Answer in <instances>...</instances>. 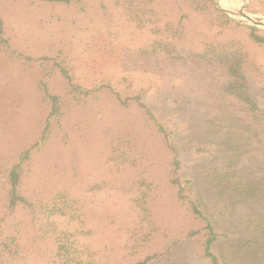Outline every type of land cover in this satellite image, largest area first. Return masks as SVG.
<instances>
[{"label": "rangeland", "instance_id": "rangeland-1", "mask_svg": "<svg viewBox=\"0 0 264 264\" xmlns=\"http://www.w3.org/2000/svg\"><path fill=\"white\" fill-rule=\"evenodd\" d=\"M99 1L0 0L5 27L0 37V218L6 171L41 136L49 117V138L35 153L27 187L56 209L51 216L55 238L67 237L86 257L105 264L142 258L179 242L174 252L182 258L172 257L168 264H203L207 223L193 215L189 199L180 198V187L172 183L174 155L143 101L171 130H176L174 117L189 124L182 145L195 150L185 153L181 181L193 175V196L206 200L216 229L227 234L228 264H264V123H252L236 95H220L221 87L233 81L227 66H213L201 78L195 64L176 60L183 43L166 49L156 44L169 41L164 21L139 24L127 9L104 10ZM220 4L236 8L243 2ZM249 5L250 0L248 12L264 18V11ZM206 22L205 33L212 37L220 28ZM44 85L59 97V117L50 118ZM222 106L227 117L217 108ZM233 120L245 129L229 135ZM202 131L213 141L209 144L221 136L243 139L237 152L245 150L236 153L234 163L219 151L213 159L210 147L192 148L191 137ZM73 166L86 182L79 176L74 183ZM191 232L197 234L190 237Z\"/></svg>", "mask_w": 264, "mask_h": 264}, {"label": "trees", "instance_id": "trees-1", "mask_svg": "<svg viewBox=\"0 0 264 264\" xmlns=\"http://www.w3.org/2000/svg\"><path fill=\"white\" fill-rule=\"evenodd\" d=\"M38 1L52 5H69L84 0ZM99 5L104 10L110 6L127 9L139 24L164 21V33L167 34L166 37L169 41L165 43L156 42V44L159 48L166 49L169 46L183 43L178 48L180 52L177 53L176 60L182 59L185 62L195 64L199 69L198 75L201 78L208 75L213 66H227L233 81H227V84L221 87L220 95H236L238 101L246 104L249 114L252 115V123H264V29L248 26L230 18L224 11L216 7L213 0H100ZM249 7L254 11H264V0H250ZM207 19H210L211 23L220 28L212 37L207 36L205 33ZM4 33V21L0 18L1 38H3ZM200 47L202 50L198 51ZM194 57L198 60L191 59ZM75 87L79 88V86ZM44 90L51 100L50 118L53 115L59 117L61 114L59 97L49 92L46 85H44ZM86 93L89 92L86 91ZM136 99L139 100L140 98L136 97ZM140 105L146 109L147 114L154 120L158 130L167 138L169 149L174 155V165L176 166L174 173H177V178L172 179V183L180 187V198H188L193 215L207 223V238L203 245L204 249L201 257L204 261L203 264H228V258L224 253L225 249H223L227 241L225 239H228L227 234L216 229V221L211 214H208L207 208L209 205L206 200L202 196L199 198L193 196V185H197L193 175L190 173L184 177V181H181L183 175L186 174L185 168L182 167L186 163L184 161L186 158L185 153L188 150H195L182 145L188 140V137L184 135V131L189 132V124L180 117H174L175 125L173 127L176 130H171L166 127L167 118H162L166 121L163 122L160 120L161 116L154 115L150 103L147 104L142 101ZM215 105L213 103L211 106L215 107ZM217 108L223 116L227 117L225 106ZM171 112L176 114V110ZM231 124V129L230 126H227L229 135L231 134L230 131L239 132L244 128L238 125V121H230ZM50 126L51 122L48 117L41 136L23 150L18 159L6 171V179H4L5 209H3V216L0 218V264H105L100 263L101 261H97L93 257H86L82 251H78L73 247L67 237L59 235L58 238H55L54 232H56V229L51 222V216L56 209L45 204L44 201L46 200L43 197L35 196L27 187V183L31 178L30 173L33 172L35 153L42 150L48 140ZM252 130L249 125L247 131ZM205 134L206 131H202L197 135H193L190 142L193 143L192 148L204 146V151H207V147H210L213 159L217 158L219 151L223 155L230 156V162L234 163L238 156L236 153L245 150L242 147L237 152L239 142L243 139H235L231 136L223 138L221 136L215 144H209L208 141L210 140L207 139ZM228 149L232 154L228 153ZM218 158L220 157L218 156ZM75 168V166L71 168L72 176H77L76 178L80 176L86 182L81 177V173L76 171ZM64 172L66 175L69 169H65ZM69 180L67 179V182ZM77 182H80L79 178L74 181V183ZM87 183L101 188L100 182L94 183L91 181ZM25 227L27 229L23 231ZM19 231H22L19 235H17L18 233H12ZM195 234L197 232H191L190 237ZM178 243L167 246L164 250L121 264H168L167 262H170L172 257L181 260L182 257L174 252Z\"/></svg>", "mask_w": 264, "mask_h": 264}, {"label": "water", "instance_id": "water-1", "mask_svg": "<svg viewBox=\"0 0 264 264\" xmlns=\"http://www.w3.org/2000/svg\"><path fill=\"white\" fill-rule=\"evenodd\" d=\"M217 1V8L225 11L229 16L236 18L244 23H247L251 26H256L259 28H264V18H256L252 13L248 12L247 4L248 0H242L243 4L239 7L221 5L220 0Z\"/></svg>", "mask_w": 264, "mask_h": 264}]
</instances>
